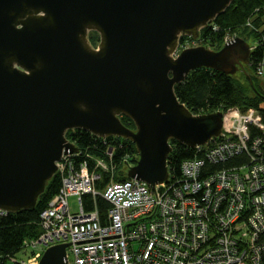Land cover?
Masks as SVG:
<instances>
[{
    "label": "water",
    "instance_id": "water-1",
    "mask_svg": "<svg viewBox=\"0 0 264 264\" xmlns=\"http://www.w3.org/2000/svg\"><path fill=\"white\" fill-rule=\"evenodd\" d=\"M232 1L0 0V211L35 207L56 161L79 149L68 130L130 139L137 158L122 170L149 185L169 176L171 139L194 148L218 136L224 113H192L174 86L199 67L237 77L253 46L234 36L172 54ZM69 243L37 264H67Z\"/></svg>",
    "mask_w": 264,
    "mask_h": 264
},
{
    "label": "built area",
    "instance_id": "built-area-1",
    "mask_svg": "<svg viewBox=\"0 0 264 264\" xmlns=\"http://www.w3.org/2000/svg\"><path fill=\"white\" fill-rule=\"evenodd\" d=\"M233 37L226 35L223 43ZM183 41L173 57L185 48ZM262 68H256L258 76ZM256 111L224 114L220 134L192 148L201 155L183 160L178 177L169 174L155 185L113 181L112 145L89 153L67 137L79 149L55 163L59 190L39 211L40 234L27 240L36 252L28 261L7 260L37 264L46 247L71 241L67 264H264V125ZM94 137L106 143L109 136ZM242 155L240 164L206 172L208 165ZM104 172L110 180L99 189ZM85 194L93 198L90 210ZM98 195L109 204L103 214ZM71 196L77 211L69 206Z\"/></svg>",
    "mask_w": 264,
    "mask_h": 264
},
{
    "label": "trees",
    "instance_id": "trees-1",
    "mask_svg": "<svg viewBox=\"0 0 264 264\" xmlns=\"http://www.w3.org/2000/svg\"><path fill=\"white\" fill-rule=\"evenodd\" d=\"M250 21L254 27V32H247L254 40L250 50L247 63L241 71L245 82L242 83L235 77L224 72L211 68L199 67L188 72L186 78L174 86L178 99L186 105L188 110L194 114L210 113L217 110L227 114L229 110L238 108L247 111L250 108L256 109L264 125V81L256 73L259 64L264 63V0H233L227 8L213 18V21L200 29L199 37L196 41H201L202 45L209 46L212 49H219L224 37L241 29ZM215 27V28H214ZM241 37V36H239ZM98 35L95 31L89 33L90 43L93 45L98 41ZM184 37H181L183 40ZM229 108V110H227ZM124 125L134 129V123L126 116H120ZM253 133L258 130L252 128ZM66 137H70L77 142L85 151L89 153L101 154L106 144L113 146L112 163L118 167L113 174L114 181H123L127 179L126 171L121 166L127 163L129 156H133L132 163H135L137 151L134 143L130 139L115 136H109L106 143H102L94 135L80 129L66 131ZM170 154L167 157L169 174L172 177H178L181 173V163L185 159L200 156L195 149L186 147L177 140L170 141ZM124 158H126L124 160ZM81 158L76 159L79 161ZM245 161L242 156H237L216 165H208L206 172H213L223 167L240 164ZM122 170V171H121ZM110 180L108 173L101 174V180L97 182L96 187L102 188ZM61 184L60 176L56 173L45 184L44 191L38 196L36 205L31 209H21L12 213H0V264H8L9 257H15L17 253L23 250L25 241L36 238L41 230L38 223L39 211L46 205L47 201L54 195ZM86 199V209L93 208V198L91 195H84ZM96 206L101 214L109 207L108 202L101 196L95 197Z\"/></svg>",
    "mask_w": 264,
    "mask_h": 264
},
{
    "label": "rangeland",
    "instance_id": "rangeland-1",
    "mask_svg": "<svg viewBox=\"0 0 264 264\" xmlns=\"http://www.w3.org/2000/svg\"><path fill=\"white\" fill-rule=\"evenodd\" d=\"M247 32H254V27L252 25V23L250 21H248L244 27H242L241 29H237L236 31L232 32V33H229L227 34L228 37H233V36H241V37H245L247 40H254L252 37L249 38V36H252V35H248ZM99 37V35H98ZM99 39V38H98ZM255 40L253 41V44H254ZM98 43V41H96L95 44H93L92 46H96V44ZM184 43L185 45V49L186 47H191V46H196V45H200L201 44V41H197L195 43H192L190 41H188V38L185 37L184 38V41L182 42ZM249 44H252L251 41H248ZM203 44V43H202ZM264 69V63H263V68ZM242 70L239 69V73H238V76L236 77L237 79H239L240 82L244 83L245 82V79L243 78V75H242ZM258 76V75H257ZM262 81H264V75L262 76H258ZM262 105L264 106V103H262ZM229 110V108L227 109ZM233 109L229 110L228 113H230ZM248 110H256L254 108H250ZM247 110V111H248ZM227 113V114H228ZM133 156H129L126 160H129L127 161V165L130 166V165H133L132 161L130 159H132ZM124 165V164H123ZM123 165L121 166V169L123 167ZM118 167H115L113 168V170L111 171L113 174L116 173ZM122 171V170H121ZM114 181V178L112 179ZM78 202H77V197L75 196H71L69 198V206L71 208L72 211H77L78 210ZM27 242L29 243V241H26V244L23 245V250H21L19 253H17L15 255V258L17 261H28V259H30L31 257H33L34 253L36 252L34 249H32L29 244H27ZM8 261V260H7ZM8 264H20V262H15V261H8L7 262Z\"/></svg>",
    "mask_w": 264,
    "mask_h": 264
}]
</instances>
